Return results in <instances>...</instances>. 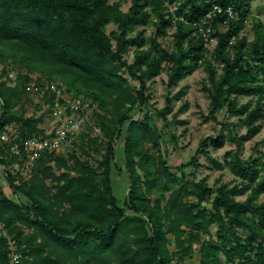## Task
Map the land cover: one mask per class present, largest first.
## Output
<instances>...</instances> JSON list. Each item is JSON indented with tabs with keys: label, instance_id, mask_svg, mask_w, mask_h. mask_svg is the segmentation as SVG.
Returning a JSON list of instances; mask_svg holds the SVG:
<instances>
[{
	"label": "trees",
	"instance_id": "16d2710c",
	"mask_svg": "<svg viewBox=\"0 0 264 264\" xmlns=\"http://www.w3.org/2000/svg\"><path fill=\"white\" fill-rule=\"evenodd\" d=\"M130 2L124 11L120 1L110 0H0V135L9 125L17 131L8 142L0 139V164L11 190L9 196L0 184V222L20 254L11 261L7 237L0 235V264H173L178 252L177 261L196 251L197 264H264V152L240 155L264 119V21L252 16V0ZM249 20L251 40L244 34ZM109 23L116 26L110 32ZM149 27L154 31L146 36ZM170 29L173 46L165 48L159 38ZM200 66L207 75V115L221 128L201 140L191 162L203 154L222 168L208 147L234 142L235 151L224 159L240 178L233 185H210L185 172L187 163H168L169 147L178 146L169 128L176 114L167 115L173 97L167 95L158 109L147 92L148 80L164 69L170 88ZM10 69H17L14 84L8 82ZM36 73L35 84L50 88L56 82L88 102L91 112L72 144L79 155L39 151L24 178L21 143L53 134L40 125L43 113L27 112L33 93L25 83ZM48 93L37 110L53 105L55 91ZM242 97L247 100L240 102ZM230 116L244 133L225 121ZM120 137L122 164L115 147ZM15 144L19 153L11 150ZM122 168L129 192L119 204L111 174Z\"/></svg>",
	"mask_w": 264,
	"mask_h": 264
},
{
	"label": "rangeland",
	"instance_id": "374dc122",
	"mask_svg": "<svg viewBox=\"0 0 264 264\" xmlns=\"http://www.w3.org/2000/svg\"><path fill=\"white\" fill-rule=\"evenodd\" d=\"M114 1H120L121 2V8L126 11L128 7L130 6L131 2L130 0H110V2ZM252 16H258L261 20L264 21V0H252V10H251ZM115 25L113 23H109L106 26V29L108 32H110L112 29H115ZM144 27H139V29ZM154 29L152 27L145 28L144 34L147 36L151 33H153ZM173 32V29H170L168 32V35L160 37L159 42L162 46L165 48H172L173 46V40L171 33ZM244 34L248 36V38L251 40L253 38V31H252V22L249 20L247 23V26L244 30ZM215 41V40H214ZM212 49V44L210 45ZM127 58L129 61L133 58V48H130L129 53L127 54ZM2 68V63H0V69ZM10 68V66H8ZM22 74H25L26 71L23 69L21 71ZM12 77H11V76ZM17 75V69H10L9 70V76L12 78V80H8V82H11L10 84H14L13 78H15ZM31 80L27 81L25 84H31L36 82L37 76L36 74H30ZM207 77L206 72L204 71L203 67L200 66L198 69L190 72L188 75H186L183 80L179 82L177 86H172L170 88L167 87V73L164 69L162 73L152 80H148V90L147 92L150 94V102L156 107V108H162L165 105L166 102V96L172 95V105L173 109L170 113H168V118H172L174 114H176L175 119L177 120L175 123H171L169 128L173 130V132L178 136V146L176 149H172L171 146L169 147L168 153L166 154V158L168 160L169 164L177 165L180 163H187V165L184 167L185 172H193L196 175L197 179H200L201 177H205L207 179V182L210 185L220 183H229L230 185H233L235 183L240 182V178L235 177L233 173L230 171L228 166L226 165L224 159L226 158L225 154L226 152L230 151L233 152L236 149V144L231 141H226L225 144L221 147H213L210 145L208 147L209 154L212 156V158H216L219 160L222 164V168H216V165L203 154H199L197 156L196 163H192L191 159L192 156L195 154L196 149L200 145V142L202 139H205L209 136L216 135L218 133V130L221 128V124L217 123L209 118L207 115V107L209 103V97L207 92L203 89L202 83L203 80ZM4 80L5 77H2ZM56 82H54L55 84ZM134 83H137V81H134ZM44 90L47 94L49 91V88H46V86H43ZM64 89V86H63ZM179 90H183V93L179 95V97H176L175 94ZM44 91L43 97H39L36 94L31 95L30 101L26 103L27 112L28 114L36 113L40 114L43 113V122L40 124L43 128H45L46 132H50L55 128L56 125V115L53 113V111L49 112L48 107L51 105L45 104L41 107V110H37L36 104L41 102H44V99L47 97L46 93ZM32 93V92H30ZM64 95L68 98H74L72 94L63 92ZM79 99L81 97H78ZM77 99V98H76ZM81 100V99H80ZM240 102H245L247 100L246 97H242L239 99ZM82 107H87L85 112V119H88L90 117L91 108L88 105V102L82 101ZM88 105V106H87ZM51 108V107H50ZM141 113H137L139 116ZM137 115L135 117H137ZM74 117V120L76 122L75 125V133H76V140H78V135L85 130V119L80 115V113H74L72 115ZM221 119V116L220 118ZM262 128L259 133L251 137L250 139L246 140L243 143L242 151L240 152L241 157L243 158H249L252 156L253 158H257L260 153L264 152V119H262ZM226 122H232L234 124L233 130L236 132V134H242L246 131L245 127L238 121V118L236 116H230L225 119ZM156 123L159 124L160 121L158 118H156ZM7 132L10 134H14L16 136L17 131L14 125H9L7 127ZM97 133H100L98 129H96ZM226 132V131H225ZM124 139L120 137L116 144V152H117V160L120 164L123 163L122 155H121V148L123 146ZM78 147L76 145H69L67 148H63L60 150L62 154L69 155L70 152H75L76 155H79L80 150L77 149ZM229 158V156H227ZM81 158H85L84 155L81 156ZM17 169V168H16ZM15 169V170H16ZM21 177L26 178L28 175V172L30 171L29 167H22L21 168ZM174 169H176L174 167ZM18 170H20L18 168ZM112 186L113 191L116 197L119 200V204H123L125 199L127 198L128 192H129V178L127 176V173L124 168H122L120 171L113 169L112 174ZM188 179H190V176H188ZM0 184L4 186V191L6 194L11 196V190L7 183L6 174L4 171L3 165L0 164ZM247 193H244L242 195H238L237 199H244L246 197ZM154 196V195H152ZM263 198V195L260 197V200ZM127 212H130L127 209ZM24 233H28L29 229L24 228ZM168 237L173 240L172 234H168ZM174 241V240H173ZM168 246L170 249H175L173 246L172 241H169ZM196 247V245L194 246ZM179 256V252L173 257L172 262L173 264H197L198 263V254L197 251L194 252L192 255H186L183 257V259L176 260Z\"/></svg>",
	"mask_w": 264,
	"mask_h": 264
},
{
	"label": "built area",
	"instance_id": "2783aa9c",
	"mask_svg": "<svg viewBox=\"0 0 264 264\" xmlns=\"http://www.w3.org/2000/svg\"><path fill=\"white\" fill-rule=\"evenodd\" d=\"M215 9L217 11L222 10V8L218 5L215 6ZM226 11L230 14V16H232L230 7L227 8ZM212 43L214 44L215 41L211 40V44ZM46 88H48V85H46ZM49 89L55 91L51 109L56 115L55 117L57 118L56 125L53 130L47 132L48 134L53 133L52 135L44 137L42 139L30 138L21 143L27 156V161L24 163V167L26 168L29 167L31 169L34 164L33 161L39 155V151L46 149L48 152H60L61 149L67 148V146L72 145L76 136V122L72 115L74 113H80V115H82L84 119L86 117L85 112L87 107H82V100H80L79 98L76 99L66 97L63 91L57 88L55 84H52ZM26 90L28 92L35 93L39 97H43L45 91L42 86L35 83L26 85ZM83 110L84 113H81ZM0 139L3 142H8L9 140H11V135L7 132V130H5L0 135ZM18 147L19 144H15L14 146H12V152L19 153ZM0 235H4L5 237H7V243L10 247L11 261H13L14 263L18 262L20 254L16 250V240L7 234L6 226L2 222H0Z\"/></svg>",
	"mask_w": 264,
	"mask_h": 264
}]
</instances>
